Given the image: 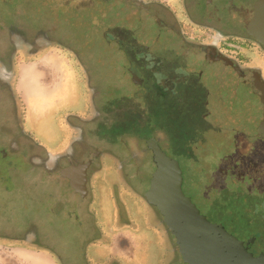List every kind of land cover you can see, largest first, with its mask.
Returning a JSON list of instances; mask_svg holds the SVG:
<instances>
[{"label": "flooded vegetation", "instance_id": "flooded-vegetation-1", "mask_svg": "<svg viewBox=\"0 0 264 264\" xmlns=\"http://www.w3.org/2000/svg\"><path fill=\"white\" fill-rule=\"evenodd\" d=\"M83 1L44 0L45 15L57 23L55 28L50 22L44 23L42 44L40 40L31 43L23 37L10 36L13 45L10 59L7 65L2 63L3 60L0 61L1 72L6 70L5 76L0 74V81H3L6 88L1 94L6 99H2L0 95V131L8 136L6 142L0 137V157L15 161L24 159L28 177L24 179V173L19 170L12 177L16 183L27 180L26 184H29L31 181L26 189L32 194L35 186L39 191V178L45 174V192L39 191L44 196L51 195L52 188L59 184L65 193L69 192L83 204L90 199L93 205L96 204L91 205L93 208L89 206L87 213L80 210L68 213V219L80 223L79 229L86 233L84 239L90 242L91 251L89 256L86 254L88 264H183L174 238L158 210L148 203L144 195L133 190L130 174L126 171L127 164L114 153L108 157L103 152L98 160H94L91 155L93 148L83 152L87 123H92L102 114L99 89L90 81V70L86 68L80 55L83 46L79 32L83 33V28H86V37H97L95 31L99 29L98 20L108 17L110 26L102 33V40L121 56L123 76L130 79L132 75L140 76L145 80L143 87L147 86V79L134 62V57L136 61L144 62V66L154 74L165 105H171L170 108L175 109L192 104L200 110L201 97L204 98V105H209L215 96L223 94L227 80L226 66L212 65L207 61L203 50L228 58L246 74H259L260 80L264 82V46L248 34V20L254 16V6L259 0H108L101 9L98 4L94 6L93 2L96 0H89L91 9L92 5L94 7L93 11L90 10V5L84 6ZM135 4H140L147 10H136ZM156 20L160 23L156 24ZM136 35H142L145 42L153 39L155 54ZM148 36L150 38L146 39ZM49 50L60 51L71 63L72 72L83 81L85 90L75 98L87 99V112L84 117H78L75 124L69 120L73 112L66 119L65 116H60L65 115L64 108L54 115L42 117L44 124L54 117L52 122L59 121L62 125H67L66 129L62 126L65 132L63 146L56 154L39 144H36L38 147L35 146L34 129L26 130L30 118L18 94L16 81L20 66L17 58L19 52H26L34 60ZM189 55L195 63L187 66L183 59ZM230 71L233 72L232 69ZM11 79L13 83L9 82ZM141 90L142 88L135 91L133 96L143 97L147 91ZM19 101L23 105V111ZM156 139L161 147L167 146L161 131L157 132ZM3 141L6 145H2ZM134 141L140 145L137 147L133 144ZM121 143L130 149L137 164L151 155L147 142L146 149L143 150V140L139 137L126 136L121 138ZM37 148L41 152H36ZM86 157L94 162L87 170L84 190V173L71 175L63 174V171L78 166ZM139 176L146 180L141 172ZM4 187L6 186L2 185L0 190L5 191ZM74 187L81 189L84 196L81 197ZM20 189L25 191L23 187ZM130 196L133 199L128 203L126 200H130ZM105 201L109 205L104 204ZM261 206H258V213H264V204ZM255 214L251 211L243 216L250 218ZM234 225L237 228L234 232L230 231L244 241L249 252L255 256L264 254L263 225L250 224L246 219L237 220ZM33 231L35 232L34 226L30 225V229L20 236L2 233L0 245L13 248L23 245L21 247L48 253L39 249ZM51 255L57 264H65L59 255Z\"/></svg>", "mask_w": 264, "mask_h": 264}, {"label": "rangeland", "instance_id": "rangeland-1", "mask_svg": "<svg viewBox=\"0 0 264 264\" xmlns=\"http://www.w3.org/2000/svg\"><path fill=\"white\" fill-rule=\"evenodd\" d=\"M97 1L106 2L107 0ZM83 2L84 6L90 5V10H94L93 5L91 9L89 0ZM44 4V0H0V61L3 60L2 63L8 64L13 49L10 36L23 37L27 41L35 43L43 38L45 22H50L51 26L56 27V21H48ZM96 5L95 2L94 6L96 7ZM100 23L99 29L95 31L97 37L94 35L86 37L85 35L88 34L86 28H83V33L79 32V35L81 34L80 43L83 46L80 55L86 68L90 70V81L99 89V104L102 114L92 123H87L83 152L93 148V152L99 149L108 157L114 153L127 164L126 171L130 174L133 190L144 195L155 169L152 163V153L149 158L137 164L132 158L130 149L121 143V138L139 137L143 140L142 148L144 150L146 149L145 139L151 138L153 134L156 137L157 132L161 131L167 144L162 148L181 164L186 182L185 194L193 200L204 215L211 219L208 212L211 214L217 211L218 215H212L213 218L226 221L233 232L237 228L234 225L235 222L242 219H246L250 224L264 226V213L263 211L257 212L258 206L264 204V177L255 174L258 171L261 175L264 174V143L258 142L255 138L248 139L236 131H222V129L220 131L218 128L216 132L207 131L206 129L209 127L205 123H196L192 114L182 115L178 110L172 111L171 105H165L163 100L159 99V90L154 74L144 66V62L136 61L133 57L134 62L140 67L143 77L147 79V86L142 88L147 91L146 94L141 98L136 97L134 100V92L141 88H137L132 84L130 78L123 76L121 56L113 52L102 40V33L108 29V24ZM17 58H19L20 65L16 75L18 83L19 73L25 66H29L28 69H33V67L30 68L33 59L23 51L17 54ZM10 65H12L11 60ZM1 69L0 74L5 76L6 70L3 69L1 72ZM31 77L29 71L24 72L23 84L25 82L31 87ZM127 81L128 83H126ZM229 81L226 93L219 95L218 100L221 105L216 109L213 108L215 110L212 111V121L226 123L232 127L253 128L260 117L263 105L259 95L249 92L243 85L238 84L237 86L233 81L232 83L231 80ZM9 82L13 83V80L11 79ZM4 88L5 84L0 81V95L6 90ZM78 88L79 84H76V91ZM122 88L123 92H121ZM80 92L83 94L84 88H81ZM120 93L125 95V105L124 108L120 107L115 110V114L114 111H110L111 105L108 104V101L115 103ZM1 96L2 99H6V96ZM85 100L87 99H80L78 110H84L83 101L85 102ZM139 102L144 106L138 105ZM20 104L22 105L21 102ZM21 110L23 111V105ZM67 113L60 116H65L66 119L70 115ZM108 113H111L113 118ZM83 116V114L74 113L69 116V120L75 124L78 117ZM56 118L58 120L59 115ZM52 119L54 120V117ZM53 120L45 124L42 120L36 121L35 127H33L31 117L27 121L28 128L26 130L34 129L35 146L39 144L56 154L63 146L65 132L62 126L65 128L66 124L62 125L59 121L52 122ZM187 124L195 125L197 130L189 129ZM154 125H157L156 128ZM0 137L5 139V142L8 140L5 132L0 131ZM244 141L249 145L243 143ZM5 142L3 141L2 145H6ZM133 144L137 147L140 145L137 141H134ZM38 150L37 148L36 152ZM26 169L27 163L24 159L15 161L0 157V189L2 185L6 186L4 187L5 191L0 190V234L20 236L30 229V225L34 226L33 236L37 238L36 244L38 247L40 246L39 249L46 250L49 254L59 255L65 264H88L86 254L89 256L91 251L90 242L89 240L86 242L84 239L86 235H84L85 231L79 229L78 224L80 223L68 219V213L77 210L87 213L91 205L96 206V204L93 205L91 199L83 204L69 192L65 193L59 184L54 189L52 188L51 195L44 196L41 192H45L43 190L47 179L45 174L39 178L37 189L41 192L36 190L35 186L34 194H32L27 190L31 181L29 184H26L27 180L16 183L12 177L14 172L19 170L24 173V179H26L28 177ZM140 172L145 176V181L139 176ZM22 187L25 188V191L20 189ZM132 197L130 196V200L126 201L130 203ZM104 204L109 205L107 201ZM251 211L256 214L253 217L246 216L247 218H244L243 215ZM21 246L23 245L18 247ZM16 256L17 253L14 251L7 254L0 252V259L2 257L12 259Z\"/></svg>", "mask_w": 264, "mask_h": 264}, {"label": "water", "instance_id": "water-1", "mask_svg": "<svg viewBox=\"0 0 264 264\" xmlns=\"http://www.w3.org/2000/svg\"><path fill=\"white\" fill-rule=\"evenodd\" d=\"M95 2H97L101 9L102 5H105L108 0L106 2L96 0ZM135 5L136 10H147L140 4ZM152 16L156 17L153 14ZM48 21L51 20L48 19ZM100 22H106L108 27L110 26V20L108 21V17L98 20V25L101 24ZM159 23V20H156V24ZM132 24L133 23H131L130 26H132ZM248 34L260 45L264 46V0H259L254 6V16L252 19L248 20ZM135 37L138 38L145 47H149L150 51L155 54L153 39H151V42L149 40L145 42L142 35H136ZM145 38L149 39L150 37L148 36ZM203 53L206 55L207 61H210L212 65L224 64L226 66L227 80L223 94L226 93L227 83L231 80V83L233 81L237 86L238 84L243 85L249 92L253 94L257 93L259 95L263 105L256 125L253 128L247 129L244 127H232L226 123L221 124L218 121H212V113L221 105L218 100L219 96H215L207 106L204 105V98L201 97L200 110H197L196 105L193 106L192 104L171 110H178L179 114L182 115L192 114V118L196 123H205L207 127H209L206 129L207 131L216 132L218 129H220V131L221 129L222 131H236V133L242 134L248 139L255 138L258 142L264 143V82L260 80V75L257 73L246 74L231 60L217 54L216 52L214 53L209 50H203ZM183 61L185 65L195 63L191 59V55L185 56ZM229 68L232 69L233 72H231ZM131 82L137 88H143L145 80L140 78V76L132 75ZM124 89H126V87H124ZM121 92H123L122 89ZM124 97L125 95L123 96V93H120V96L115 100V103L108 101V104L111 105L110 111H114L116 114L115 110L120 109V107L124 108ZM133 99L135 100L136 98L133 96ZM159 99H161L160 92ZM137 104L143 105L141 102ZM108 114L111 116V113ZM111 118L113 117L111 116ZM156 126L154 125V128H156ZM187 126L193 131L197 130L195 125L187 124ZM145 140L148 149L152 153V163L155 169L152 173L148 190L144 193V196L148 203L160 213L164 224L175 240L183 264H264V254L255 256L249 252L244 241L238 239L230 231L229 225L226 221L213 218L212 215H218L217 211L211 214L208 212L212 220L209 219V217L201 212L193 200L185 194L184 186L186 182L181 164L176 158L171 157L166 151H164V149L158 144L155 134H153L151 138ZM101 153L102 151L96 149L91 155H93L94 160H97ZM87 158L88 157H86L85 161L78 166H72L64 170L63 174L68 173L75 175L82 172L85 177L87 170L94 162V160H87ZM179 158L181 159V157ZM255 174L260 175L262 178L264 177V174L261 175L259 171ZM72 181H74L73 178ZM85 182L86 177L83 179L82 183L84 190ZM76 190L81 197L84 196L81 193V189H75V191Z\"/></svg>", "mask_w": 264, "mask_h": 264}, {"label": "crops", "instance_id": "crops-1", "mask_svg": "<svg viewBox=\"0 0 264 264\" xmlns=\"http://www.w3.org/2000/svg\"><path fill=\"white\" fill-rule=\"evenodd\" d=\"M30 65V68L33 67V69H28L29 66H25L20 71L17 91L26 107L28 117H32L34 127L36 121L42 120V117L54 115L62 108L69 114L76 112L85 116L87 100L83 101L84 110L81 111L78 110V107L82 98H75L81 93L80 89L83 88L84 83L75 76L72 72L71 63L60 51L49 50L44 52L35 58ZM26 71L32 75L31 87L22 82L23 73ZM76 84H79L77 91L75 89ZM13 251L17 253V256L12 259L2 257L0 264H57L51 254L28 250L24 247L13 249V247L0 245L1 253L7 254Z\"/></svg>", "mask_w": 264, "mask_h": 264}]
</instances>
